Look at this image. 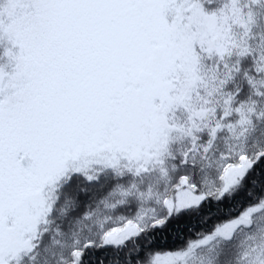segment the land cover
Wrapping results in <instances>:
<instances>
[{
	"label": "snow or ice",
	"instance_id": "6c2138e0",
	"mask_svg": "<svg viewBox=\"0 0 264 264\" xmlns=\"http://www.w3.org/2000/svg\"><path fill=\"white\" fill-rule=\"evenodd\" d=\"M0 264H264V0H0Z\"/></svg>",
	"mask_w": 264,
	"mask_h": 264
}]
</instances>
